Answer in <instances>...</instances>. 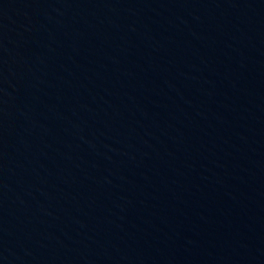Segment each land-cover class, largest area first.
Here are the masks:
<instances>
[{"label": "water", "instance_id": "95a60500", "mask_svg": "<svg viewBox=\"0 0 264 264\" xmlns=\"http://www.w3.org/2000/svg\"><path fill=\"white\" fill-rule=\"evenodd\" d=\"M0 264H264V0H0Z\"/></svg>", "mask_w": 264, "mask_h": 264}]
</instances>
